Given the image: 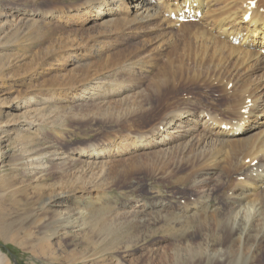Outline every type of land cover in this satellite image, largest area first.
<instances>
[{"label":"rangeland","instance_id":"1","mask_svg":"<svg viewBox=\"0 0 264 264\" xmlns=\"http://www.w3.org/2000/svg\"><path fill=\"white\" fill-rule=\"evenodd\" d=\"M80 1L0 0V264H161L163 253L171 251L166 237L195 229L194 223L180 226L184 217L193 218L186 207L203 200L206 213L218 207L215 176H195L187 184L175 179L198 167L223 137L178 112L191 108L196 118L204 112L217 120L226 97L206 83L152 89L147 66L142 71L118 70V62L99 67L106 56L142 46L141 55L155 52L160 65L166 56L190 58L182 47L165 53L156 49L162 36L150 29L135 28L122 38L103 33L122 14L146 23L152 9L126 0L121 11L118 0H112L98 18L94 12L82 24H68L72 15H84ZM67 9L71 12L63 18ZM47 13L54 18L41 19ZM59 37L78 38L81 43L73 44L83 50L81 56H68L72 43L58 42ZM246 80L260 97L264 70ZM191 127L194 136L207 133L214 140L192 154L193 165L187 161L189 149L174 148L176 134L169 133ZM99 150L104 155L93 156ZM3 194L8 196L3 199ZM54 195L61 200H49ZM131 222L147 225L138 232L146 242L108 251L101 246L97 233L104 238L103 226L125 232ZM211 252L210 260L217 257ZM258 254L264 264V250Z\"/></svg>","mask_w":264,"mask_h":264},{"label":"bare ground","instance_id":"2","mask_svg":"<svg viewBox=\"0 0 264 264\" xmlns=\"http://www.w3.org/2000/svg\"><path fill=\"white\" fill-rule=\"evenodd\" d=\"M110 1L112 0L80 1L78 6L82 7L84 15L82 17L72 15L68 24H82L94 12H96L94 16L98 18L102 10L111 7ZM128 1L145 6V10L152 9L149 20L144 23L146 19L144 22L140 21L141 19L138 20L135 15L133 18L125 14L118 15L120 18L108 24L103 33L122 38L135 28L150 29L154 34L157 33V36H162L155 43L156 49L160 48L165 53L182 47L189 54L190 59H183L182 56L172 59L166 56L165 63L162 62L160 65L159 60L156 62L158 54L155 52L141 55L143 49H139L144 47L142 46L120 50L116 56H106L105 60L99 63V67H109L118 62V70L135 68L142 71L147 66L144 72L152 77L150 79L152 89L161 90L164 86H174V84L180 88V84L184 87L188 83L202 85L206 83V85L211 84L217 92L226 97L224 109L221 110L219 114L221 116L217 120H213L209 113L204 112H200L196 118L191 108L177 111L178 116H182L185 121L195 125L199 123L202 128H214L215 134L222 136L223 139L215 140L214 143L207 133L196 137L192 133L193 127L169 131L171 134H176L173 136L175 137L173 142H177L173 145L174 148L181 151L189 149L187 161L190 160L192 165L194 164L192 154L199 153L197 149L200 146L201 150L205 151L210 140L214 143L213 153L209 156L203 155L202 160L197 164L198 167L189 174L176 178L175 182L187 184L195 176H215L218 180L213 192L218 207L206 213L208 204L205 200L199 205H194L193 208L186 207V211L193 210L192 213L187 212L191 213L190 217L193 218L190 220L184 217L183 221L179 222L180 226L186 228L194 223L195 229L190 233L186 232V229L182 230L177 237L175 235L166 237L168 242L166 249L170 248L171 251L165 249L161 256L165 262L162 260L161 264H262L258 252L264 250V92L260 97L255 98L256 88L248 83L246 77L257 70H264V0ZM154 4L158 5L157 8ZM127 5L126 0H118L116 8L125 11ZM72 10L77 11L74 7ZM65 11L67 13L61 15L63 18L69 16L71 12L68 9ZM48 18H54L53 14H43L41 19ZM183 19L196 21L182 23ZM73 35L71 32V36ZM35 38L41 39L42 34L35 32ZM47 38L49 41L50 37ZM73 39L61 38L58 42L71 41L70 49L74 51L68 56L78 58L83 50L74 47L73 42H81L78 38ZM90 70H86L87 74ZM159 143L161 145L164 141ZM100 155H104V150L93 152L95 157ZM232 176L238 178L232 179ZM6 195L3 194L2 198L5 199ZM49 200L59 202L61 197L54 195ZM242 202H247L246 206L236 211L235 209L240 207ZM84 220L80 218L78 222L86 225ZM146 226L131 222L124 230L126 234L103 226L102 230L107 234L103 236L104 238H100L102 235L97 233V237L101 239L100 242H104L101 246L110 247L105 248L107 251L120 247L126 249L132 242L139 240L146 242V237L138 235L139 229ZM252 247L253 251H251ZM211 251L217 254L212 260L208 258V253ZM1 257L0 253V261Z\"/></svg>","mask_w":264,"mask_h":264}]
</instances>
